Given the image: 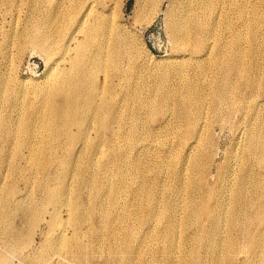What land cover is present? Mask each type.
Wrapping results in <instances>:
<instances>
[{"label":"rangeland","instance_id":"374dc122","mask_svg":"<svg viewBox=\"0 0 264 264\" xmlns=\"http://www.w3.org/2000/svg\"><path fill=\"white\" fill-rule=\"evenodd\" d=\"M76 1L78 0H0V207H3L0 211V213L2 212L0 214V222H2L0 223V228L3 229H0L1 254L9 260L10 264H27L18 254L14 253V248H8L5 242L10 238V235L8 233L11 230L17 228L20 230H25V228L30 226V223L34 219H36V217H39L41 220L40 223L38 222V224H36L33 230L34 237L32 246L29 250L24 252L23 256L35 255L42 247V245H44L45 240L52 236H55V234L57 237H61L60 231H58L57 233H53L52 236L49 235L48 223L51 221L52 207H46L47 202L44 200L47 199V194L44 186H42L43 184L46 185L47 183L48 185L51 184L52 187H60L59 185L62 186V184H67L69 189L67 198L69 206L66 210L67 216L69 218V229L72 231H77L80 234L81 243L87 244L89 248L86 253V257L84 253L81 254L82 259L81 261H79V263L72 262L66 255L65 257L63 255L60 258L57 257L59 260H61L62 264H113L114 262H112L111 260L110 252L108 249L111 244L109 238L111 234L109 232H111V229L109 228V225L112 221L110 220H112V218H114L116 215L120 214L122 217H125L124 226L128 227L130 225V220H127L128 218L126 217H128L132 213H135L136 211H139L138 213L143 219L146 217V221L143 220L142 223V225L144 226L140 227L141 230L139 229L138 233L136 232V234L140 237H137V235H135L133 238L134 240L131 243L132 246L130 248L124 246L121 250L130 252L131 255L128 256L130 258H133L135 262H137L138 260L139 262H137V264H169L167 262L169 246L171 251L170 257L172 255L170 264H182L183 258L185 256L188 257L190 253V255L195 253V256L200 260V264H210V262H212V260L210 259V255L212 254L211 252L214 251L218 255V258L221 257L222 259L220 258L221 260L218 259L217 262H212L211 264H243L242 262L244 261L245 252H241V249H237V247L231 248L227 243L230 242L231 238L242 239L243 243L247 242L245 240L248 239V235L246 236L244 234V230L248 228L249 233L254 235L259 228L260 224L258 225L256 223L258 221H256V219L253 217V215L251 214L252 210H250L248 207L249 202L254 201V198L257 194L254 180H251L250 173L257 172V168H259L261 165H264V163L259 164V162L257 160H254V158L251 160V158L249 159L248 157H246L245 149L242 148L241 145V142L245 141V137L247 134L246 129L249 126L248 124H250L248 113L246 115H243L241 111L235 109L234 105L232 104L233 99L229 100L227 104H223V106L221 105V108V103L216 102L219 101V98L215 100L213 93L217 91L216 89H219L218 86L220 83L226 81H229L230 86L228 93L226 92L225 96L231 95V97H233V94H237L238 96L239 87H245L244 91H246L245 93L247 96V100H250V97L252 99L253 94L255 93L257 98L254 100L256 102H250V106L257 108L258 114L264 121V0H223V3L221 5L223 10H227V12L229 11L228 19L230 20H228V24H231L232 21L233 26H236L237 28H235L238 29L237 31L239 32V34H241V38L245 36L242 38V40H239L241 51H248H245L243 53V57L244 59L246 58L245 61H247L249 65L248 71L246 72L244 77H242L240 73L232 74V72H229L231 73L229 75V73H226L224 71L227 67L226 63L229 61V59L232 61V58L235 56L233 52L234 50L231 48H229L230 50L227 49L228 54L226 53L224 57L222 56L220 58H216L214 54H210L207 59L196 60V55L183 52L177 45H175L172 38L173 36L171 35L172 32L170 33V26L173 19L175 18V13L177 12V10H179V8H182V6L180 5V3H182L181 0H107L105 10L113 15L112 17L115 23H117L126 34L128 47L135 56L136 64L132 66V68H128L129 70L127 69L128 73L126 72L125 75L126 80L114 89V92L117 96H115L114 100L113 114L110 115V119L108 118L107 120V132H98L97 129H99V126L98 124H92L93 121L91 118L85 121L83 126V128H85L86 130L87 135H78L80 138L77 137L78 139H73V136H68L67 133L71 131L72 135H76V132H78L77 126L73 125L70 128H67L61 125H56L52 129L59 130L60 134L54 135V133L51 132L52 130H48L46 129V127L39 125L40 122L38 121L39 112L41 111L46 97L52 94V88H49V85L53 80V72L57 68H63L68 65V60L71 58V54H68V57L63 58V55H65L63 51L65 45L64 41L66 38L64 23L65 18L67 17L66 15L69 13L68 11H70L69 8L72 6V4L76 5ZM183 2L185 3L183 8L186 9L189 18L197 16L201 20H205L204 16L202 15L200 0H183ZM235 4L238 5L237 7H243V13H241L242 17L239 13H235L236 11L238 12V8L236 10ZM232 5L235 6L233 7ZM233 10L236 11L234 12ZM244 13L245 15H243ZM241 18L244 19L242 20ZM210 19H215V17L212 15ZM53 20L57 21L55 25L59 26V28L51 26V22ZM58 23L59 25H57ZM246 23H248V25ZM237 24H241V27H239ZM251 25H253V27ZM51 27L53 28V30ZM226 29V26H224V43L228 44L230 42L229 46L230 44L232 46V32L228 30L226 31ZM36 33L40 36L39 39H41V41L43 42L44 48L42 49H38L34 46V44L31 43L30 35ZM258 39H261V41H259ZM253 42H255L256 44ZM215 43V39H211L209 41L210 47H213ZM258 45L261 50L260 48H258ZM252 49H255L256 53L253 54ZM230 53L231 55H229ZM87 57H90V55H88ZM219 59L221 62L219 61ZM82 60L85 61L84 58H82ZM257 60L259 63L257 62ZM182 67L183 69L185 68L186 71L185 69H181ZM220 67H224V70ZM203 68L204 70L202 71ZM209 68L210 70H208ZM205 70L208 71L206 72ZM182 72H184L185 74ZM240 77H242L243 79ZM237 80L239 81V83L237 82ZM248 81H252L250 85ZM101 83V81L100 83H97L95 89L100 90ZM241 83L243 85H241ZM231 85L234 88H232ZM196 91L199 94L196 93ZM167 92L169 94H167ZM157 93H159L160 95ZM181 93L184 95H182L183 98H181L182 96L180 97ZM187 94L189 96L194 95L198 99L199 103H202L198 106L195 105L196 107L194 105L192 107L189 106V116L185 117L183 115L184 104L189 101V96ZM135 95L137 99L139 98L138 100L135 98ZM170 95H172L173 97ZM164 96L165 98L169 96L168 99H166L167 101L162 100ZM200 96L203 97L200 99ZM157 97L160 98L158 99ZM210 97L213 100H211ZM146 100H148L147 102L149 103V105L147 102H145ZM159 100L162 103H160ZM55 101L60 102L61 99L56 98ZM139 101H141V104L139 103ZM115 104H117V106H115ZM147 105L149 106V108ZM158 106L160 109L157 108ZM199 106L200 108L196 111L195 109ZM230 106L232 107L229 108ZM250 106L248 105V107ZM140 108H142V110ZM121 109H123L124 111ZM139 109L141 111H138ZM153 110L156 112H154ZM157 110L159 112H157ZM219 112L221 114H218ZM118 114H120V116ZM140 114H142V116ZM116 115H118L117 118H114L113 116ZM195 117L198 119L200 117L201 118L198 120ZM125 118L127 120L124 121ZM137 119L139 120L137 121ZM136 121L138 124L136 123ZM115 123L117 125H115ZM125 123L126 126L124 125ZM131 123L133 126L131 125ZM39 126L41 127L39 128ZM31 128H34L36 132ZM206 128L208 131L206 130ZM20 129H22V131ZM62 129L64 130L63 132H61ZM118 130L121 134L118 133ZM259 130L262 131L264 138V126L260 125ZM133 133L136 138L133 136ZM84 135H86L87 137ZM141 135L142 137L144 135L143 139ZM125 136L127 137V140ZM204 136L209 137L204 138ZM88 137L91 138L89 139ZM102 137L104 141L101 139ZM119 137L122 138L118 139ZM95 140L96 142H99L98 147H100L101 150L102 147L103 149L107 150L104 152L103 150L101 151L99 149V151L102 152H100L99 154L100 157H97V155H93L98 154L96 153L98 152V150L93 153L92 149V145L93 143L95 144ZM110 140L111 142L113 141L114 144L111 143ZM118 140H120L121 143ZM203 140H205L206 142L204 143ZM196 141L199 143H197ZM51 142L53 143L51 144ZM35 143L37 144V146L33 145ZM106 144L108 147L106 146ZM205 144H207L208 146ZM34 146L36 148H34ZM123 146H125V148ZM110 147H112L113 149H110ZM119 147L122 149H120ZM42 148H44L43 153ZM132 149H134L135 151H132ZM29 150L33 152L30 154ZM204 150L206 151V154ZM35 151L38 153H36ZM193 151H195L196 154L192 155ZM170 152L172 155H170ZM32 154L34 156H32ZM35 154L38 155L36 156ZM119 155L121 158L119 157ZM92 156L94 157L92 158ZM125 158L126 160H128L127 158H129V160L126 161ZM197 158L199 159L200 165L196 168L194 166V162ZM123 159L124 161H122ZM96 160H100L103 163H106V165L101 164L98 167L94 165L95 163L91 164ZM119 160L121 163L119 162ZM2 161L3 163H1ZM69 164L72 165V167ZM60 165L62 169L59 168ZM104 166H107L108 168H105ZM135 166L137 168H135ZM101 167L103 168L101 169ZM253 169L255 171H253ZM94 170H96L97 172H95ZM243 176H246V178L248 177L247 180L245 179L246 182H244V187H246L249 192L245 198L240 199V201L238 202L237 192L240 187L239 183H241V181L245 178ZM195 177H198L199 179ZM2 180L4 182H2ZM84 183H86V185H84ZM248 183L250 185H248ZM103 184H105V186ZM221 186L223 187V189ZM233 187H235L236 189ZM115 188L117 191H115ZM4 191L6 192L4 193ZM232 193L234 196L232 195ZM147 196L150 201L147 199ZM221 196H223V199L221 198ZM1 198L5 201L2 202L3 200ZM116 198L119 200H117ZM112 199L116 200L113 201ZM9 200L11 201L9 202ZM76 201L80 202V212H77L74 209L73 204ZM192 202H196L202 205L206 202V204L212 206L213 209H215L217 205L222 204L225 206V209L220 214L213 215L212 218H209L206 213L200 212L197 216L198 218H196L195 216L193 217V219H188L187 214H189V210L187 208L189 207L188 204ZM8 203L11 204L9 205ZM15 205L21 206L16 207ZM154 205H157L158 209L162 212L161 217L163 219L161 217H154L155 220L152 218L148 219V212L150 210V207ZM98 206L100 208H98ZM235 206H238V209L240 210L242 208V211L246 210V213H238V215L233 218L232 214H235L232 213V211L234 212ZM186 209L188 211H186ZM8 210L10 212H8ZM102 210L105 213L107 212L106 215L108 216V221L110 222L106 226V228H104V230L100 232L102 235V238H100L98 236L100 234L97 232L100 230L101 225H103L101 216L103 212ZM6 214H8L9 216L7 215L8 217H6ZM39 215H41V217ZM170 215L174 217V222L176 223L172 239V242L174 244L172 246L168 245L170 241L165 239L163 233V230L167 229V226L169 228L170 222L168 220ZM79 217L81 218V221H75ZM159 219L163 220L164 222L161 220L159 222ZM9 220L13 222L12 225ZM190 221L193 222L191 223ZM3 222L10 224H7L10 227H8ZM13 226L15 227L13 228ZM3 227H5V232H3ZM21 227L24 229H22ZM218 227L220 228L219 231H217V233H214L213 231ZM260 228L262 231H264V223L260 225ZM57 229L61 230V226L59 225ZM7 230L10 231L8 232ZM155 231L157 232L155 233ZM211 234L216 235L215 239L219 241V244L213 245L211 243L210 239L213 238ZM143 235L145 236L143 237ZM198 236L201 237L199 238ZM99 241L101 242V244ZM194 242H197V244ZM98 243L100 244V249L97 248V245H99ZM221 243L225 244V246ZM134 244L136 245V247ZM181 244H183L182 246L184 248L181 246ZM144 245H146L147 247ZM222 245L225 247V249ZM138 246L144 247L139 248ZM171 249H174V251H172ZM184 250L186 253L184 252ZM133 251L136 253H134ZM146 251H149V253H147ZM172 252L174 253V255L172 254ZM142 254L147 255L143 256ZM120 260L121 257L119 261L114 264H120ZM256 264H260V261H258V263Z\"/></svg>","mask_w":264,"mask_h":264},{"label":"bare ground","instance_id":"6f19581e","mask_svg":"<svg viewBox=\"0 0 264 264\" xmlns=\"http://www.w3.org/2000/svg\"><path fill=\"white\" fill-rule=\"evenodd\" d=\"M182 3H180V5L182 6V8H179V10H177V12L175 13V18L172 21V24L170 26V33L172 32V38L173 41L175 43V45H177L181 51L183 52H187V53H191L197 56L196 60L198 59H207L209 57L210 54H214V56H216V58H220V57H224L225 54L227 52V49L231 48L234 51V57L232 58V61L229 59V61L226 63L227 67L225 68V70L223 69L226 73L232 72V74L234 73H240L242 75V77H244V75L246 74V72L248 71L249 65L247 63V61H245L244 59V52L246 51H241L240 45H239V40H242L241 38V34H239V32L237 31L238 29H236L231 21V24H228V12L227 10H223V8L221 7L223 0H200V7L202 10V15L204 16L205 20H201L199 17L194 16L192 18H189V16L187 15V11L186 9H184V2L183 0H181ZM234 1V0H233ZM237 1V0H236ZM235 1V2H236ZM106 2L107 0H78L76 1V5L72 4V6L69 8L70 11H68L67 13V17L65 18V29L64 31L66 32V38H65V45H64V54L63 58L68 57V54H71V58L68 60L69 64L66 65L63 68H57L53 74V80L51 81L49 88H52V94H50L48 97H46L41 111L39 112V121L40 124L43 127H46V129L48 130H52L51 132L55 134H60L59 130H55L52 129L54 126L56 125H61L67 128H70L71 126H77L78 128V132H76V135H72V132L69 131L67 134L68 136L70 135L73 139H78L77 137H79L80 135L83 136L82 134H86V130L85 128H83L84 126V122L91 119L92 118V124L94 123V125L99 126L98 132H107L108 129V118L110 117V115L113 114L114 111V100H115V96L116 93L114 92V89L119 86L121 83H123L126 79H125V75L127 72L128 68H132V66H134L136 63L135 61V56L133 55L132 51L130 50V48L128 47V40H127V36L124 33V31L121 29V27L115 23L114 19H113V15H111L110 12L105 10V6H106ZM75 3V1H74ZM234 4V3H233ZM236 5V10L238 8V12L234 11L235 13H239L241 16V13H243L242 8L237 7L238 5ZM234 5V6H235ZM220 6V7H219ZM233 6V5H232ZM231 6V7H232ZM233 6V7H234ZM144 8V7H143ZM149 8V7H148ZM245 9V8H244ZM243 9V10H244ZM112 10V8H111ZM152 11V9H151ZM66 13V12H65ZM246 13V12H245ZM245 13L243 15H245ZM62 14V13H61ZM233 14V13H232ZM238 14V15H239ZM65 15V14H64ZM149 15V14H148ZM214 16L215 19H210L211 16ZM237 15V14H236ZM235 16V15H234ZM255 16V15H254ZM59 17V16H58ZM174 17V16H173ZM238 17V16H237ZM242 17V16H241ZM256 17V16H255ZM258 17V14H257ZM260 17V16H259ZM232 19V18H231ZM238 19V18H237ZM240 19V18H239ZM242 19V18H241ZM244 19V18H243ZM242 19V20H243ZM247 19V18H246ZM254 19V18H253ZM56 20V19H54ZM52 21L51 22V26H55L56 28H59V26H56L55 24L57 23V21ZM64 20V19H63ZM235 20V19H234ZM248 20V19H247ZM255 20V19H254ZM253 20V21H254ZM257 21V20H255ZM254 21V22H255ZM62 22V21H61ZM237 22V20H236ZM250 22V21H249ZM258 22V21H257ZM261 22V21H260ZM225 24V25H224ZM244 24V23H243ZM248 25V23H246ZM251 24V23H250ZM249 24V25H250ZM259 24V23H258ZM59 25V23L57 24ZM63 25V23H62ZM236 25V24H235ZM238 25V24H237ZM241 25V24H240ZM240 25H238L239 27H241ZM245 25V24H244ZM257 25V24H256ZM224 26H226V31H231L232 32V46L229 43L226 44L224 43V37H225V32H224ZM253 27V25H251ZM255 26V25H254ZM262 26V25H260ZM51 27V28H52ZM54 27V28H55ZM251 27V28H252ZM247 28V27H246ZM262 28V27H261ZM259 29V28H258ZM53 30V28H52ZM172 30V31H171ZM245 30V29H244ZM254 30V29H253ZM262 30V29H261ZM55 31V30H54ZM249 31V30H248ZM50 32V31H49ZM53 32V31H52ZM56 32V31H55ZM256 32V31H255ZM229 33V32H228ZM245 33V32H244ZM248 33V32H247ZM246 33V34H247ZM252 33V32H251ZM256 34V33H255ZM49 35V34H48ZM230 35V36H231ZM252 35V34H251ZM257 35V34H256ZM45 36V35H44ZM31 43L34 44L35 47H37L38 49H42L44 48L43 42L41 41V39H39V35L36 34H31ZM249 37V36H247ZM262 37V36H260ZM45 38V37H44ZM254 38V35H253ZM211 39H215L216 43L213 47H210L209 45V41ZM245 39V38H244ZM262 39V38H261ZM261 39L259 41H261ZM247 40V39H246ZM253 40V39H252ZM254 41V40H253ZM247 42V41H246ZM256 42V41H255ZM253 42V43H255ZM248 43V42H247ZM263 43V42H262ZM242 44V43H241ZM256 44V43H255ZM251 45V44H250ZM249 45V46H250ZM262 45V44H261ZM63 46V45H62ZM248 46V47H249ZM252 46V45H251ZM264 46V45H263ZM262 46V47H263ZM245 47V46H244ZM243 47V48H244ZM253 47V46H252ZM255 47V46H254ZM258 48L259 45H258ZM246 49V48H245ZM264 49V48H263ZM230 50V49H229ZM258 50V49H257ZM261 50V48H260ZM250 51V50H249ZM230 52V51H229ZM231 52V53H233ZM248 52V51H246ZM231 53L229 55H231ZM251 53V52H250ZM252 53H256L255 49H252ZM247 54V53H246ZM262 54V53H261ZM260 54V55H261ZM88 55H90V57H87ZM251 55V54H250ZM246 56V55H245ZM227 57V56H226ZM229 57V56H228ZM252 57V56H251ZM82 58L85 59L82 60ZM250 58V56H249ZM256 58V57H255ZM258 58V56H257ZM223 60V59H222ZM220 61V59H219ZM227 61V60H226ZM225 61V62H226ZM256 61V60H255ZM221 62V61H220ZM223 62V61H222ZM252 62V61H251ZM258 62V60H257ZM215 63V62H214ZM218 63V62H217ZM259 63V62H258ZM262 63V62H260ZM220 64V63H219ZM205 65V64H203ZM223 65V63H222ZM209 67V66H207ZM261 67V66H260ZM205 68V67H204ZM204 68L202 69V71L204 70ZM183 69V67L181 68ZM185 69V68H184ZM183 69V70H184ZM129 70V69H128ZM201 70V69H200ZM210 70V68L208 69ZM207 70V71H208ZM218 70V69H217ZM178 71V70H177ZM186 71V69H185ZM201 71V72H202ZM206 71V70H205ZM206 71V72H207ZM52 72V71H51ZM205 72V74H206ZM219 72V71H218ZM128 73V72H127ZM184 73V72H182ZM180 73V74H182ZM223 73V72H222ZM185 74V73H184ZM204 74V73H203ZM218 74V73H217ZM231 73H229L230 75ZM228 75V76H229ZM219 76V75H218ZM238 76V75H237ZM247 76V75H246ZM252 76V75H251ZM256 76V75H255ZM221 77V76H220ZM240 77V78H242ZM127 78V77H126ZM225 78V77H224ZM222 78V79H224ZM236 78V77H235ZM220 79V78H219ZM243 79V78H242ZM227 80V79H226ZM251 80V79H250ZM255 80V79H254ZM101 83V89L97 90L95 89V86L97 83ZM223 81V80H222ZM246 81V80H245ZM236 82V80H235ZM237 82L239 83V81L237 80ZM249 82V81H248ZM252 82V81H251ZM249 82V85L250 83ZM255 83V82H254ZM253 83V84H254ZM257 83V82H256ZM234 85V84H233ZM241 85H243L241 83ZM256 85V84H255ZM229 81L227 82H222L219 84L218 88L216 89L217 91H215L213 93V96L216 99H218L220 104L223 106V104H227V102L229 100L233 99L232 104L234 105V108L241 111L242 114L246 115L248 113L249 115V126L246 129V137H245V141L241 142L242 148L245 149L246 152V157H248L249 159L251 158V160L254 158V160H257L259 162V164H263L264 163V138H263V133L261 130H259V126L263 125L264 126V121L263 119L260 117V115L257 112V108L251 107V103L253 101H255L254 99H256V95L253 92V97L250 100H247V96H246V91L245 87H239V93L238 96L237 94H233L231 97L230 96H225V93H228L229 90ZM232 86V85H231ZM237 87V86H236ZM254 87V86H252ZM251 87V88H252ZM231 88V87H230ZM232 88H234L232 86ZM196 89V88H195ZM213 89V88H212ZM200 90V89H199ZM207 90V89H206ZM116 91V90H115ZM168 91V90H166ZM233 91V90H232ZM170 92V91H169ZM188 92V91H187ZM236 92V91H235ZM251 92V91H250ZM189 93V92H188ZM196 93H198L196 91ZM201 93V92H200ZM159 94V93H157ZM167 94H169L167 92ZM190 94V93H189ZM199 94V93H198ZM160 95V94H159ZM174 95V94H173ZM183 94L181 93L180 97ZM188 95V94H187ZM142 96V95H141ZM162 96V95H161ZM172 96V95H170ZM184 96V95H183ZM183 96L181 98H183ZM186 96V94H185ZM189 96V95H188ZM207 96V95H206ZM211 96V95H208ZM140 97V95H139ZM169 97V96H168ZM164 98L162 99L163 101L168 99ZM173 97V96H172ZM178 97V95H177ZM199 97V96H198ZM203 96H200V99ZM56 98H60L61 101L60 102H56L55 99ZM136 98V95H135ZM143 98V97H142ZM158 98V97H157ZM160 98V97H159ZM158 98V99H159ZM176 98V97H175ZM180 98V99H181ZM208 98V97H206ZM137 99V98H136ZM139 99V98H138ZM137 99V100H138ZM149 99V98H148ZM152 99V98H151ZM155 99V98H154ZM171 99V98H169ZM211 99V97H210ZM161 100V99H160ZM159 100V102H160ZM182 100V99H181ZM184 100V99H183ZM188 102L186 104H184V111H183V115L185 117L189 116V106H198L199 101L198 99L193 95L189 96L188 98ZM213 100V99H211ZM143 101V100H141ZM139 101V103L141 102ZM148 100H146L145 102H147ZM152 101V100H151ZM150 101V102H151ZM167 101V100H166ZM185 101V100H184ZM201 101V100H200ZM206 101V100H205ZM154 102V101H153ZM156 102V101H155ZM182 102V101H180ZM204 102V101H203ZM213 102V101H212ZM251 102V103H250ZM256 102V101H255ZM116 103V102H115ZM144 103V102H143ZM148 103V102H147ZM152 103V102H151ZM162 103V102H160ZM158 103V104H160ZM185 103V102H184ZM121 104V103H119ZM137 104V103H136ZM141 104V103H140ZM204 104V103H203ZM250 107H248V105ZM149 105V103H148ZM147 105V106H148ZM232 105V106H233ZM255 105V104H254ZM253 105V106H254ZM115 106H117V104H115ZM120 106V105H119ZM141 106V105H140ZM153 106V105H152ZM166 106V104H165ZM195 106V107H196ZM202 106V105H201ZM232 106H230L229 108H231ZM151 107V106H150ZM162 107V106H161ZM190 107V108H191ZM194 107V108H195ZM121 108V107H119ZM145 108V107H144ZM149 108V106H148ZM154 108V107H153ZM159 108V106L157 107ZM156 108V109H157ZM165 108V107H164ZM183 108V107H182ZM200 106L198 108H196L195 110L197 111V109H199ZM215 108V107H214ZM222 108V107H221ZM227 108V107H226ZM250 110H249V109ZM124 109V108H123ZM121 109V110H123ZM142 110V108H140ZM138 111H141V110ZM160 109V108H159ZM224 109V108H223ZM228 109V108H227ZM117 110V109H116ZM152 110V108H151ZM193 110V109H192ZM203 110V109H202ZM220 110V109H219ZM120 111V110H119ZM124 111V110H123ZM154 111V110H153ZM167 111V110H166ZM218 111V110H217ZM224 111V110H223ZM226 111V110H225ZM228 111V110H227ZM156 112V111H154ZM157 112H159L157 110ZM195 112V111H193ZM202 112V111H201ZM121 113V112H120ZM139 113V112H138ZM141 113V112H140ZM152 113V112H151ZM177 113V112H176ZM198 113V112H197ZM223 113V112H222ZM226 113V112H225ZM224 113V114H225ZM228 113V112H227ZM239 113V112H238ZM122 114V113H121ZM156 114V113H155ZM216 114V113H215ZM218 114H221L220 112ZM237 114V112H236ZM120 116V114H118ZM113 116L114 118L117 116ZM125 115V114H124ZM123 115V116H124ZM142 116V114H140ZM139 115V116H140ZM191 115V114H190ZM202 115V114H200ZM226 115V114H225ZM151 116V115H150ZM154 116V114H153ZM179 116V115H178ZM221 116V115H220ZM223 116V115H222ZM112 117V116H111ZM136 117V115H135ZM193 117V115H192ZM124 118V117H123ZM138 118V117H137ZM196 118V117H195ZM201 118V117H200ZM199 118V119H200ZM38 119V118H37ZM35 119V120H37ZM110 119V118H109ZM122 119V118H121ZM134 119V117H133ZM198 119V118H196ZM198 119V120H199ZM34 120V121H35ZM114 120V119H113ZM117 120V119H116ZM123 120V119H122ZM127 120L126 118L124 119V121ZM130 120V119H129ZM139 119H137L138 121ZM141 120V119H140ZM197 120V121H198ZM119 121V119H118ZM136 121V123H137ZM224 121V120H223ZM36 122V121H35ZM122 122V121H120ZM132 122V121H131ZM220 122V121H219ZM37 123V122H36ZM113 123V122H112ZM198 123V122H197ZM233 123V122H232ZM87 124V123H86ZM90 124V123H89ZM114 124V123H113ZM122 124V123H121ZM128 124V122H127ZM134 124V123H133ZM138 124V123H137ZM140 124V123H139ZM142 124V122H141ZM199 124V123H198ZM197 124V126H198ZM115 125H117L115 123ZM114 125V126H115ZM120 125V124H119ZM126 126V123L124 124ZM130 125V124H129ZM132 125V123H131ZM135 125V124H134ZM113 126V127H114ZM123 126V125H121ZM133 126V125H132ZM131 126V127H132ZM214 126V125H213ZM41 126H39L40 128ZM63 127V129H64ZM94 127V126H93ZM137 127V126H136ZM141 127V126H140ZM23 128V127H22ZM101 128V129H100ZM135 128V126H134ZM205 128V127H203ZM210 128V127H209ZM27 129V128H25ZM24 129V130H25ZM32 129V128H31ZM38 129V128H37ZM45 129V130H46ZM62 129L61 132H63L64 130ZM76 129V130H77ZM117 129V128H115ZM123 129V128H122ZM121 129V130H122ZM125 129V128H124ZM137 129V128H136ZM200 129V128H199ZM238 129V128H237ZM22 131V129H20ZM34 130V128L32 129ZM43 130V129H42ZM203 130V129H202ZM207 130V128H206ZM241 130V129H240ZM26 131V130H25ZM24 131V132H25ZM35 131V130H34ZM33 131V132H34ZM40 131V130H39ZM47 131V130H46ZM88 131V130H87ZM117 131V130H116ZM142 131V130H141ZM140 131V133H141ZM208 131V130H207ZM210 131V129H209ZM36 132V131H35ZM38 132V131H37ZM49 132V131H48ZM46 132V133H48ZM110 132V131H109ZM114 132V130H113ZM125 132V131H124ZM133 132V131H131ZM139 132V131H138ZM200 132V131H199ZM206 132V131H205ZM243 132V131H242ZM15 133V132H13ZM23 133V132H22ZM111 133V132H110ZM119 133V130H118ZM198 133V132H197ZM36 134V133H35ZM50 134V133H49ZM99 134V133H98ZM121 134V133H119ZM132 134V133H131ZM199 134V133H198ZM197 134V135H198ZM18 135V133H17ZM21 135V132H20ZM25 135V134H24ZM48 135V134H47ZM46 135V136H47ZM79 135V136H78ZM87 135V134H86ZM84 135V136H86ZM103 135V134H102ZM113 135V134H112ZM111 135V136H112ZM115 135V133H114ZM118 135V134H117ZM116 135V137H117ZM123 135V134H122ZM126 135V134H125ZM205 135V133H204ZM15 136V134H14ZM50 136V135H49ZM52 136V134H51ZM60 136V135H59ZM120 136V135H119ZM127 136V135H126ZM125 136V137H126ZM133 136L135 137L134 133ZM17 137V136H16ZM87 137V136H86ZM85 137V138H86ZM107 137V136H106ZM139 137V136H137ZM142 137V135H141ZM144 137V135H143ZM142 137V139H143ZM195 137V136H194ZM199 137V136H198ZM207 136H204V138ZM209 137V136H208ZM207 137V138H208ZM14 138V137H13ZM54 138V137H53ZM52 138V139H53ZM80 138V137H79ZM89 138V137H88ZM91 138V137H90ZM89 138V139H90ZM99 138V137H98ZM111 138V137H110ZM122 138V137H121ZM120 137L118 139H121ZM136 138V137H135ZM183 138V137H182ZM49 139V138H48ZM57 139V138H56ZM60 139V138H59ZM87 139V138H86ZM100 139V138H99ZM103 141V137L101 138ZM125 139V138H124ZM139 139V138H137ZM145 139V138H144ZM202 139V138H201ZM16 140V139H15ZM47 140V138H46ZM55 140V139H53ZM92 140V139H91ZM127 140V137H126ZM135 140V139H134ZM197 140V139H196ZM208 140V139H207ZM51 141V140H50ZM56 141V140H55ZM88 141V140H86ZM100 141V140H99ZM102 141V142H103ZM120 141V140H118ZM133 141V140H132ZM136 141V140H135ZM134 141V142H135ZM140 141V140H139ZM142 141V140H141ZM144 141V140H143ZM204 143L206 142L205 140H203ZM202 141V142H203ZM49 142V141H48ZM101 142V141H100ZM111 142V140H110ZM131 142V141H130ZM132 142V143H134ZM137 142V141H136ZM197 142V141H196ZM41 143V142H40ZM53 142H51L52 144ZM55 143V142H54ZM97 143V144H96ZM99 142H96L95 140V144L93 143L92 145V149H93V153L95 151L98 150V154H93V155H97V157L99 156L100 152L103 150L104 152L107 151L106 149L102 150L100 149ZM107 143V142H106ZM111 143L114 144V142L112 141ZM121 143V141H120ZM138 143H142V142H138ZM195 143V142H194ZM199 143V142H197ZM196 143V144H197ZM119 144V143H118ZM117 144V145H118ZM193 144V143H192ZM195 144V145H196ZM203 144V143H202ZM239 144V143H238ZM237 144V145H238ZM36 145L37 144H33ZM48 145V144H47ZM89 145V144H88ZM91 145V144H90ZM190 145V144H189ZM199 145V144H198ZM201 145V144H200ZM207 145V144H205ZM39 146V145H38ZM45 146V145H44ZM103 146V145H102ZM107 146V144H106ZM112 146V145H111ZM120 146V145H119ZM208 146V145H207ZM206 146V147H207ZM89 147V146H88ZM87 147V148H88ZM108 147V146H107ZM113 147V146H112ZM110 147V149L112 148ZM125 148V146H123ZM14 148V147H13ZM31 148V147H30ZM34 148H36L34 146ZM51 148V147H50ZM90 148V147H89ZM88 148V149H89ZM114 148V147H113ZM112 148V149H113ZM120 148V147H119ZM208 148V147H207ZM43 149L42 148V153H43ZM47 149V148H46ZM49 149V148H48ZM53 149V148H52ZM99 149L101 151H99ZM109 149V150H110ZM116 149V148H115ZM122 149V148H120ZM138 149V148H137ZM177 149V148H176ZM175 149V150H176ZM187 149V148H186ZM191 149V148H190ZM193 149V147H192ZM195 149V148H194ZM203 149V148H202ZM205 149V148H204ZM41 150V149H39ZM50 150V149H49ZM125 150V149H124ZM123 150V151H124ZM134 149H132L133 151ZM198 150V149H197ZM19 151V149H18ZM17 151V152H18ZM30 151V150H29ZM135 151V150H134ZM173 151V150H172ZM179 151V150H178ZM188 151V150H187ZM200 151V150H199ZM203 151V150H201ZM205 151V150H204ZM244 151V150H242ZM33 152V151H32ZM30 151V154L32 153ZM36 152V151H35ZM197 152V151H196ZM38 153V152H36ZM89 153V152H88ZM102 153V152H101ZM125 153V152H124ZM130 153V152H129ZM138 153V152H137ZM202 153V152H201ZM40 154V153H39ZM121 154V153H120ZM123 154V153H122ZM135 154V153H134ZM196 154L195 151H193L194 155ZM198 154V153H197ZM206 154V151H205ZM36 156L38 154H35ZM88 155V154H87ZM116 155V153H115ZM128 155V153H127ZM170 155L171 152H170ZM176 155V154H174ZM200 155V153H199ZM210 155V154H209ZM32 156H34L32 154ZM89 156V155H88ZM123 156V155H121ZM137 156V155H136ZM161 156V155H160ZM191 156V155H190ZM208 156V155H207ZM86 157V156H85ZM94 156H92L93 158ZM100 157V156H99ZM120 157V155H119ZM126 157V156H125ZM129 157V156H128ZM171 157V156H170ZM177 157V156H176ZM175 157V158H176ZM206 157V156H205ZM2 158V157H1ZM33 158V157H32ZM90 158V157H89ZM121 158V157H120ZM130 158V157H129ZM129 158H127L129 160ZM137 158V157H136ZM199 158V157H198ZM196 159L194 162V166L197 168L200 164H199V159ZM203 158V157H202ZM207 158V157H206ZM210 158V157H208ZM99 159V158H97ZM102 159V157H101ZM132 159V157H131ZM33 160V159H32ZM86 160V158H85ZM126 160V158H125ZM126 160V161H128ZM137 160V159H136ZM178 160V159H177ZM124 161V159L122 160ZM140 161V160H139ZM180 161V160H179ZM192 161V160H191ZM202 161V160H201ZM36 162V161H34ZM87 162V161H85ZM120 162V160H119ZM135 162V161H134ZM163 162V161H162ZM193 162V161H192ZM3 163V161L1 162ZM62 163V162H61ZM95 163V164H94ZM121 163V162H120ZM128 163V162H127ZM133 163V162H132ZM139 163V162H138ZM37 164V163H36ZM63 164V163H62ZM61 164V165H62ZM86 164V163H85ZM84 164V165H85ZM94 164L96 166H100L101 164L106 165V163H103L100 160H96L95 162L91 163ZM124 164V163H123ZM39 165V164H38ZM58 165V163H57ZM61 165L59 168H61ZM67 165V164H66ZM65 165V166H66ZM70 165V164H69ZM126 165V164H125ZM157 165V164H156ZM159 165V163H158ZM164 165V164H163ZM162 165V166H163ZM193 165V164H192ZM207 165V164H206ZM3 166V165H2ZM6 166V165H5ZM63 166V165H62ZM72 167V165H70ZM67 166V167H70ZM89 166V165H88ZM87 166V167H88ZM132 166V165H130ZM138 166V165H137ZM193 166V168H194ZM205 166V165H204ZM95 167V168H98ZM105 167V166H104ZM107 167V166H106ZM105 167V168H106ZM141 167V166H140ZM203 167V166H202ZM10 168V167H9ZM39 168V167H38ZM36 168V169H38ZM52 168V167H51ZM85 168V167H83ZM103 167H101L102 169ZM108 168V167H107ZM123 168V167H122ZM135 168H137L135 166ZM139 168V167H138ZM156 168V167H155ZM165 168V167H164ZM245 168V166H244ZM40 169V168H39ZM62 169V168H61ZM69 169V168H68ZM91 169V168H90ZM133 169V168H132ZM140 169V168H139ZM206 169V168H205ZM242 169V168H241ZM248 169V168H247ZM58 170V169H56ZM82 170V169H81ZM89 170V168H88ZM110 170V169H109ZM155 170V169H154ZM162 170V169H161ZM244 170V169H243ZM12 171V170H11ZM18 171V170H17ZM65 171V170H64ZM85 171V170H84ZM93 171V170H91ZM95 172H97L96 170H94ZM104 171V170H103ZM101 171V172H103ZM140 171V170H139ZM170 171V170H169ZM246 171V170H245ZM253 171H255L253 169ZM8 172V171H7ZM62 172V171H61ZM68 172V171H67ZM66 172V173H67ZM120 172V171H119ZM126 172V171H125ZM133 172V171H132ZM138 172V171H137ZM136 172V173H137ZM142 172V171H141ZM162 172V171H161ZM40 173V172H39ZM108 173V172H106ZM122 173V172H121ZM168 173V172H167ZM176 173V172H175ZM10 174V173H9ZM38 174V171H37ZM41 174V173H40ZM62 174V173H61ZM65 174V172H64ZM105 174V173H104ZM133 174V173H132ZM135 174V173H134ZM140 174V173H138ZM137 174V175H138ZM249 174V173H248ZM251 174V175H250ZM249 175L251 177V180H254V184H255V189L257 190V194L254 198V201L249 202L248 207L250 210H252L251 214L253 215V217L256 219V222L258 225L263 224L264 223V165H261L259 168H257V172H251ZM11 175V174H10ZM45 175V174H44ZM107 175V174H106ZM109 175V174H108ZM120 175V174H119ZM143 175V174H142ZM180 175V174H179ZM12 176V175H11ZM10 176V177H11ZM38 176H42V175H38ZM37 176V177H38ZM62 176V175H61ZM122 176V175H121ZM126 176V175H125ZM124 176V178H125ZM198 176V175H197ZM60 177V176H59ZM64 177V175H63ZM92 177V176H91ZM179 177V176H178ZM181 177V176H180ZM207 177V176H206ZM239 177V176H238ZM240 184L239 190L237 192V200L238 202L240 201V199L245 198L248 195L249 190H247L245 186V183L247 178L246 176ZM43 178V177H42ZM67 178V177H66ZM65 178V179H66ZM118 178V175H117ZM193 178V176H192ZM198 178V177H195ZM38 179V178H37ZM109 179V178H108ZM121 179V178H120ZM123 179V177H122ZM121 179V180H122ZM179 179V178H178ZM199 179V178H198ZM246 179V180H245ZM237 180V179H236ZM48 181V178H47ZM51 181V180H50ZM59 181V180H58ZM120 181V180H119ZM125 181V180H124ZM175 181V180H173ZM202 181V180H201ZM206 181V180H205ZM232 181V180H231ZM238 181V180H237ZM2 182H4L2 180ZM9 182V181H8ZM44 182V181H42ZM62 182V181H61ZM90 182V181H89ZM103 182V181H102ZM99 182V183H102ZM107 182V181H106ZM117 182V181H116ZM81 183V182H80ZM83 183V182H82ZM88 183V182H86ZM86 183H84V185H86ZM93 183V182H92ZM105 183V182H104ZM120 183V182H119ZM207 183V182H206ZM253 183V182H252ZM251 183V184H252ZM42 184V183H41ZM62 184V183H61ZM116 184V183H114ZM126 184V183H125ZM227 184V183H226ZM231 184V183H230ZM253 184V186H254ZM59 185V184H58ZM96 185V183H95ZM101 185V184H100ZM105 186V184H103ZM122 185V184H121ZM119 185V186H121ZM191 185V184H190ZM248 185H250L248 183ZM247 185V186H248ZM45 188L46 194H47V199L44 200L47 202V208L52 207V212H51V221L48 223L49 226V235L52 236L53 233H57L58 231H60V236L61 237H57L56 234L55 236H52L50 238H48L47 240H45L44 245H42V247L38 250V252L33 255V256H23L24 252L29 250L32 246L33 243V237H34V228L36 226V224H38V222L40 223V218L36 217V219H34L31 223L30 226H28L27 228H25V230H20V229H13V230H7L10 235V238L5 242L8 248H14V253L18 254L24 262H26L27 264H62L61 260H59L57 257H61L62 255L65 257V255L68 257V259H70L72 262H76L79 263V261H81L82 259V253L85 254L86 257V253L88 251V245L87 244H83L80 241V234L77 231H72L69 229V218L67 216V208L69 206V202L67 200L68 198V193H69V189L67 184H62L59 185L60 187H52L51 184L48 185L46 183V185H42ZM99 186V185H98ZM102 186V187H104ZM109 186V185H107ZM117 186V185H116ZM125 186V185H124ZM123 186V187H124ZM238 186V185H237ZM8 187V186H7ZM97 187V185H96ZM101 187V188H102ZM214 187V185H213ZM222 187V186H221ZM227 187V186H225ZM231 187V186H230ZM1 188V187H0ZM43 188V189H44ZM111 188V187H110ZM126 188V187H125ZM139 188V187H138ZM150 188V187H149ZM206 188V187H205ZM208 188V187H207ZM235 188V187H233ZM5 189V188H3ZM7 189V188H6ZM9 189V188H8ZM40 189V187H39ZM118 189V188H117ZM197 189V188H196ZM223 189V187H222ZM226 189V188H225ZM224 189V190H225ZM236 189V188H235ZM99 190V188H98ZM97 190V191H98ZM104 190V188H103ZM111 190V189H109ZM150 190V189H149ZM194 190V189H193ZM210 190V189H209ZM216 190V189H215ZM214 190V191H215ZM223 190V191H224ZM41 191V190H40ZM115 191L116 188H115ZM122 191V188H121ZM120 191V192H121ZM141 191V190H140ZM213 191V190H211ZM6 191H4L5 193ZM100 192V191H99ZM109 192V191H108ZM160 192V191H159ZM175 192V191H174ZM12 193V192H9ZM157 193V192H156ZM210 193V192H209ZM221 193V192H220ZM224 193V192H222ZM3 194V193H2ZM45 194V193H44ZM102 194V193H101ZM116 194V193H115ZM144 194V193H143ZM178 194V193H177ZM218 194V192H217ZM111 195V194H110ZM152 195V194H151ZM155 195V194H154ZM196 195V194H195ZM227 195V193H226ZM225 195V196H226ZM233 195V193H232ZM99 196V195H98ZM118 196V194H117ZM149 196V195H148ZM147 196V199L149 200ZM157 196V195H156ZM234 196V195H233ZM5 197V196H4ZM41 197V196H40ZM45 197V196H44ZM113 197V196H112ZM152 197V196H151ZM154 197V196H153ZM191 197V196H190ZM212 197V196H210ZM209 197V198H210ZM219 197V196H218ZM230 197V196H229ZM3 198V197H2ZM1 198V199H2ZM8 198V197H7ZM118 198V197H117ZM116 198V199H117ZM156 198V197H155ZM221 198L223 199V196H221ZM226 198V197H224ZM234 198V197H233ZM10 199V198H9ZM114 199V200H116ZM121 199V198H120ZM153 199V198H152ZM204 199V198H203ZM232 199V198H231ZM3 200V199H2ZM17 200V199H16ZM102 200V199H101ZM113 200V199H112ZM113 200V201H114ZM119 200V199H117ZM145 200V199H144ZM155 200V199H154ZM153 200V202H154ZM194 200V199H193ZM192 200V201H193ZM210 200V199H208ZM220 200V199H219ZM229 200V199H228ZM5 200H3L2 202H4ZM11 200H9L10 202ZM14 201V200H13ZM39 201V200H38ZM100 201V199H99ZM150 201V200H149ZM148 201V202H149ZM152 201V200H151ZM243 201V200H242ZM43 202V201H42ZM161 202V201H160ZM209 202V201H208ZM227 202V201H226ZM231 202V201H230ZM7 203V202H6ZM4 203V204H6ZM19 203V202H18ZM17 203V204H18ZM151 203V202H150ZM148 203V204H150ZM232 203V202H231ZM248 203V202H247ZM9 204V203H8ZM11 204V203H10ZM9 204V205H10ZM42 204V203H41ZM99 204V203H98ZM161 204V203H160ZM246 204V203H245ZM244 204V205H245ZM13 205V204H12ZM114 205V204H113ZM112 205V206H113ZM123 205V204H122ZM153 205V204H152ZM189 207L187 208L189 210V214H187L188 219H193V217L196 216V218H198L197 216L199 215V213L203 212L206 213V215H208L209 218H212L213 215L215 214H220L222 211H224V205L220 204L217 205L215 209H213L212 206L207 205L206 202L205 204H198L196 202H192L190 204H188ZM230 205V204H229ZM16 206V205H15ZM17 206H21V205H17ZM16 206V207H17ZM32 206V205H31ZM74 209L77 212H80L81 209V205L79 201H76L74 204ZM159 206V205H158ZM186 206V205H185ZM231 206V205H230ZM7 207V206H6ZM5 207V208H6ZM9 207V206H8ZM12 207V206H11ZM150 207V206H149ZM229 207V206H228ZM227 207V208H228ZM245 207V206H244ZM3 207H0V211L2 210ZM10 208V207H9ZM13 208V207H12ZM19 208V207H18ZM24 208V207H23ZM98 208H100L98 206ZM117 208V207H116ZM238 209V206H235L234 212L232 211V213H234L235 215L232 216L233 218L236 217L238 215V213H246V210L242 211ZM25 209V208H24ZM31 209V208H30ZM28 209V210H30ZM35 209V208H34ZM102 209V208H101ZM186 209V211H188ZM231 209V208H230ZM246 209V208H245ZM7 210V209H6ZM14 210V209H13ZM20 210V209H17ZM27 210V211H28ZM39 210V208H38ZM249 210V211H250ZM26 211V212H27ZM103 211V210H102ZM105 211V208H104ZM102 212L101 216H102V220H103V225H101L100 230L97 232L100 235H98L100 238H102V235L100 232H102L104 230V228H106V226L109 224L110 221H112L110 223V229H111V233L110 234V246H109V252H110V257L112 262L117 263L121 257L120 260V264H137V262H139L137 260V262H135V260H133V258H130L128 255H131L130 252L127 251H123L121 249H123L124 246L130 248L132 246V242H133V238L136 234V232L138 233L139 229L143 223V220L146 221V217L143 219L140 214L138 213L139 211H134L135 213H132L131 215H129L128 213V218L127 220H130V225L128 227L124 226V221H125V217H122L120 214L119 215H113L115 216L114 218H112V220L108 221V216L106 215L105 212ZM230 211V210H229ZM8 212H10L8 210ZM6 212V213H8ZM18 212V211H17ZM20 212V211H19ZM45 212V210H44ZM98 212V211H97ZM2 213V212H1ZM0 213V214H1ZM37 213V212H36ZM41 213V212H40ZM101 213V211H100ZM187 213V212H185ZM228 213V212H227ZM4 214V213H3ZM2 214V215H3ZM12 214V213H11ZM29 214V213H28ZM27 214V215H28ZM39 214V213H38ZM43 214V213H42ZM8 214H6V217H8L10 215L7 216ZM16 215V213H15ZM35 215V214H34ZM44 215V214H43ZM42 215V216H43ZM123 215V214H122ZM125 215V214H124ZM127 215V214H126ZM29 216V215H28ZM41 217V215H39ZM162 216V212L158 209L157 205H154L152 207H150V210L148 212V219H154L155 218H160ZM4 217V216H3ZM12 217V216H11ZM112 217V216H110ZM168 217V216H167ZM14 218V217H13ZM12 218V219H13ZM162 218V217H161ZM6 219V218H5ZM9 219V218H8ZM11 219V218H10ZM26 219V217H25ZM30 219V218H29ZM163 219V218H162ZM232 219V218H231ZM4 220V219H2ZM155 220V219H154ZM161 219H159L160 222ZM10 221V220H9ZM14 221V220H13ZM24 221V220H23ZM75 221L80 222L81 218H77ZM163 221V220H161ZM169 228L167 226V229L163 230L164 233V237L166 240L170 241L168 245H173L174 243L172 242L173 239V234H174V230L176 227V223L174 222V217L173 216H169ZM188 221V220H187ZM249 221V220H248ZM7 222V221H6ZM11 225H12V221ZM27 222V221H26ZM25 222V223H26ZM128 222V221H126ZM125 222V224H126ZM153 222V221H152ZM151 222V224H152ZM158 222V223H159ZM164 222V221H163ZM189 222V221H188ZM191 222V221H190ZM193 222V221H192ZM191 222V223H192ZM200 222V221H199ZM234 222V221H233ZM237 222V221H236ZM2 223V222H0ZM4 223V222H3ZM15 223V222H14ZM168 223V222H167ZM187 223V222H186ZM4 224H8V223H4ZM24 224V222H23ZM22 224V225H23ZM146 224V223H145ZM150 224V225H151ZM154 224V223H153ZM156 224V223H155ZM202 224V223H201ZM239 224V223H238ZM2 225V224H1ZM10 225V224H8ZM7 225V226H8ZM15 225V224H13ZM61 226V230H58V226ZM160 225V224H159ZM197 225V223H196ZM195 225V226H196ZM233 225V224H232ZM237 225V224H236ZM259 225L258 230L255 232L254 235L250 234L248 231V228H246L245 231V235H248V239L245 240L247 242H242V239H232L230 240L229 246L231 248H235L237 247L241 249V252H245V257H244V261L242 262L243 264H256L258 263V261H260V264H264V231L261 230ZM3 226V225H2ZM153 226V225H152ZM161 226V225H160ZM218 226V225H217ZM231 226V223H230ZM10 227V226H8ZM12 227V226H11ZM15 226H13L14 228ZM25 227V226H24ZM148 227V226H147ZM151 227V226H150ZM157 227V226H156ZM237 227V226H236ZM4 231L5 232V227ZM22 228V227H21ZM178 228V227H177ZM198 228V226H197ZM201 228V227H200ZM1 229V228H0ZM11 229V228H10ZM24 229V228H22ZM27 229V230H26ZM146 229V228H145ZM143 229V230H145ZM155 229V228H154ZM157 229V228H156ZM219 227L214 230V233H217V231H219ZM3 230V229H1ZM141 230V229H140ZM149 230V228H148ZM159 230V229H158ZM162 230V229H161ZM177 230V229H176ZM199 230V229H198ZM203 230V228H202ZM224 230V229H222ZM221 230V232H222ZM108 232V231H107ZM141 232V231H140ZM139 232V233H140ZM146 232V231H145ZM157 231H155L156 233ZM176 232V231H175ZM232 232V231H231ZM124 233V234H123ZM143 233V232H142ZM229 233V232H228ZM235 233V232H234ZM6 234V233H5ZM103 234V233H102ZM154 234V233H152ZM220 234V232H219ZM4 235V234H3ZM8 235V236H9ZM199 235V234H197ZM201 235V234H200ZM212 235V239L211 243L214 244H219V241H217L215 239L216 235L215 234H211ZM251 235V236H250ZM145 235H143L144 237ZM148 236V235H147ZM150 236V235H149ZM155 236V235H154ZM196 236V235H195ZM219 236V235H218ZM230 236V235H229ZM104 237V236H103ZM137 237H140L137 235ZM199 237V236H198ZM201 237V236H200ZM199 237V238H200ZM224 237V236H223ZM151 238V237H150ZM175 238V237H174ZM198 238V239H199ZM211 238V237H210ZM228 238V237H227ZM246 238V237H245ZM244 238V239H245ZM99 239V238H98ZM163 239V238H161ZM194 239V238H193ZM141 240V239H140ZM146 240V239H145ZM151 240V239H150ZM155 240V239H154ZM152 241H153V236H152ZM198 241V240H197ZM222 241V240H220ZM226 241V240H225ZM224 241V242H225ZM100 242V241H99ZM108 242V241H107ZM137 242V241H136ZM142 242V241H141ZM155 242V241H154ZM167 242V241H166ZM177 242V241H176ZM175 242V243H176ZM200 242V241H199ZM228 242V240H227ZM138 243V242H137ZM150 243V241H149ZM185 243V242H184ZM197 244V242H194ZM99 244V243H98ZM101 244V242H100ZM99 245H97L99 248ZM104 244V242H103ZM109 244V243H108ZM148 244V243H147ZM177 244V243H176ZM223 244V243H221ZM135 245V244H134ZM139 245V244H138ZM152 245V244H151ZM178 245V244H177ZM183 244H181L182 246ZM195 245V244H194ZM200 245V243H199ZM225 246V244H223ZM222 245V246H223ZM146 246V245H144ZM143 246V247H144ZM217 246V245H216ZM223 246V247H224ZM136 247V245H135ZM139 248H143L138 246ZM147 247V246H146ZM168 247V246H167ZM183 247V246H182ZM203 247V246H202ZM221 247V246H220ZM103 248V247H101ZM150 248V247H149ZM148 248V249H149ZM169 248V249H168ZM168 263L170 264V261L172 260L170 257V246L168 247ZM184 248V247H183ZM213 248V246H212ZM211 248V249H212ZM227 248V246H226ZM244 248V249H243ZM100 249V248H99ZM209 249V248H208ZM217 249V248H216ZM215 249V250H216ZM225 249V247H224ZM10 250V249H9ZM104 250V249H103ZM151 250V249H150ZM172 250V249H171ZM195 250V249H194ZM197 250V249H196ZM213 250V249H212ZM211 250V251H212ZM4 251V250H3ZM105 251V250H104ZM108 251V250H107ZM130 251V250H129ZM135 251V250H134ZM133 251V252H134ZM174 251V249L172 250ZM221 251V250H220ZM227 251V250H226ZM108 252V253H109ZM124 252V253H123ZM141 252V251H140ZM147 252V251H146ZM151 252V251H150ZM185 252V250H184ZM218 252V251H217ZM238 252V251H237ZM239 252V253H241ZM96 253V251H95ZM102 253V252H101ZM136 253V252H134ZM145 253V252H144ZM149 253V251L147 252ZM167 253V251H166ZM186 253V252H185ZM209 253V251H208ZM212 254L210 255V259L212 260L213 263L217 262L218 259V255L214 252H211ZM220 253V252H219ZM218 253V254H219ZM104 254V253H103ZM106 254V253H105ZM138 254V253H137ZM141 254V253H140ZM153 254V253H152ZM172 254L174 255V253L172 252ZM191 254V253H190ZM187 257L185 256L183 258L182 264H200V260L198 259V257L195 256V253L190 255ZM207 254V253H206ZM228 254V253H227ZM109 255V254H108ZM143 255V254H142ZM147 255V254H146ZM145 254L143 256H146ZM184 255V254H183ZM221 255V254H220ZM242 255V254H240ZM23 256V257H22ZM102 256V255H101ZM134 256V255H133ZM141 256V255H140ZM199 256V255H198ZM207 256V255H206ZM222 256V255H221ZM224 256V255H223ZM135 257V256H134ZM139 257V256H138ZM208 257V256H207ZM200 258V257H199ZM232 258V256H231ZM67 259V260H68ZM107 259V258H106ZM109 259V258H108ZM209 259V260H210ZM222 259V258H221ZM220 259V260H221ZM110 260V259H109ZM146 260V259H145ZM155 260V259H153ZM142 262V261H141ZM145 262V261H144ZM143 262V263H144ZM152 262V261H151ZM206 262V261H205ZM210 262V264L212 263ZM220 262V261H219ZM224 262V261H223ZM113 263V264H114ZM155 263V262H154ZM229 263V262H228ZM0 264H10L9 260L1 254L0 252ZM148 264H153V263H148ZM217 264V263H216ZM219 264V263H218Z\"/></svg>","mask_w":264,"mask_h":264}]
</instances>
